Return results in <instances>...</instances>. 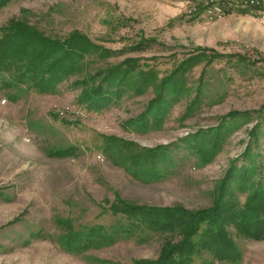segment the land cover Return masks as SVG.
<instances>
[{"label": "rangeland", "instance_id": "obj_1", "mask_svg": "<svg viewBox=\"0 0 264 264\" xmlns=\"http://www.w3.org/2000/svg\"><path fill=\"white\" fill-rule=\"evenodd\" d=\"M218 1L224 14L215 20L201 0H9L0 7V26L22 20L61 40L84 34L97 46L79 67L88 76L127 59L143 69L153 66L160 76L190 55L204 59L198 46L211 48L208 56L220 53L186 71L187 90L157 121L152 112L142 115L155 95L151 84L135 94L134 85L124 83L120 97L108 90L113 101L102 105L95 100L106 98L103 93L92 102L82 95L96 87L88 76H66L55 91L41 92L29 79L13 80L11 71L0 74V264H149L159 259L165 239L182 236L137 230L145 241L124 236L70 251L68 225L121 221L109 210L117 198L191 211L212 207L225 188L245 200L233 179L236 168L264 157V44L243 36L241 28L256 35L247 19L264 27V0ZM103 48L111 53L97 55ZM212 146L206 157L203 149ZM60 148L66 152L52 154ZM136 168L149 181L130 174ZM228 234L233 256L207 261L264 264V239L233 227ZM202 252L195 264L208 256Z\"/></svg>", "mask_w": 264, "mask_h": 264}, {"label": "trees", "instance_id": "obj_2", "mask_svg": "<svg viewBox=\"0 0 264 264\" xmlns=\"http://www.w3.org/2000/svg\"><path fill=\"white\" fill-rule=\"evenodd\" d=\"M7 1L9 0H0V7ZM85 37L82 33L74 32L63 40L55 39L22 20L0 26V74L11 71L13 80L30 83L27 82L29 79L32 81L30 85L41 92L55 91L57 83L63 81L66 76L78 74L80 78H86L88 75L79 67L83 58L97 50V46ZM198 50L204 51V59L199 55H190L168 73L160 76L153 66L148 69H143L139 65L134 66L133 59L112 65L108 70L94 71L89 74L88 82L92 85L96 83V87L92 88L93 90H84L82 95L92 102L94 94L98 96L103 93L106 98L96 97L95 101L104 105L107 101L108 103L113 101L108 98V90L112 93L116 92L114 99H118L123 89L120 85L124 83L129 86L134 85L132 89L135 94L143 93L151 84L155 95L150 99L142 115L152 112L153 121H157L161 118L164 109L181 95L179 93L184 89L187 90L184 81L186 71L201 61L210 62L213 55H220L214 52L208 56L205 52L212 49L207 47L198 46ZM107 53H111V50L103 48L97 52V55L105 56ZM78 82L88 85V82L80 79ZM197 88L192 105L197 103L196 100L199 99L202 90L200 84ZM137 121L141 120L138 118ZM254 130L256 133V129ZM251 133L255 134L252 130ZM213 146L204 148L202 153L210 157ZM249 149L250 147L244 154H248ZM53 152L52 154L61 155L66 151L60 148ZM137 162L138 160L134 161ZM257 170L260 171V175L257 180H252L250 176ZM130 171V174L140 180L150 179L140 177L146 175L145 171L142 172V168L130 169ZM236 171L237 175L233 182L240 190L247 193L243 202L237 200L233 190L225 186L221 187L225 189L216 197L212 207L195 211L178 206L134 205L117 198L109 210L113 215H120L122 222L116 221L108 226L84 225L78 229L70 224L68 229L71 230L65 238L67 242L65 248L70 251H81L95 245H110L124 236H136L139 242L145 241L146 238L136 233L138 230L139 233L171 234L173 238L182 236V240L178 242L165 239L159 259L147 262L149 264H195L193 259L200 255L199 250L208 254L200 264H215L207 261L208 258L212 261L226 260L234 253L232 251L234 243L228 234L229 227H233L244 237L264 239V157L257 163L251 161L248 165H241ZM151 177L156 176L153 174ZM124 218L125 222H123ZM77 246L79 247L75 249Z\"/></svg>", "mask_w": 264, "mask_h": 264}, {"label": "built area", "instance_id": "obj_3", "mask_svg": "<svg viewBox=\"0 0 264 264\" xmlns=\"http://www.w3.org/2000/svg\"><path fill=\"white\" fill-rule=\"evenodd\" d=\"M202 4L205 6L204 12L207 13V18L210 20H215L220 18L224 14L223 6H221L218 0H201ZM251 4H258L259 2L256 0H250ZM197 8H190L188 12L196 11Z\"/></svg>", "mask_w": 264, "mask_h": 264}, {"label": "crops", "instance_id": "obj_4", "mask_svg": "<svg viewBox=\"0 0 264 264\" xmlns=\"http://www.w3.org/2000/svg\"><path fill=\"white\" fill-rule=\"evenodd\" d=\"M247 22H250V26L251 29H253V27L255 29H253L256 32V35H251L252 30L250 31V33L248 32V30H243L244 27L241 28V31L243 33V36L246 35V37L252 39V41L258 43V44H264V27L262 25H260V23H254L252 20H246ZM247 27V26H246ZM245 27V28H246ZM250 36V37H249Z\"/></svg>", "mask_w": 264, "mask_h": 264}]
</instances>
